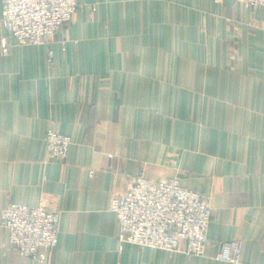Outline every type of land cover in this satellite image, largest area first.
Here are the masks:
<instances>
[{
	"label": "crops",
	"instance_id": "obj_1",
	"mask_svg": "<svg viewBox=\"0 0 264 264\" xmlns=\"http://www.w3.org/2000/svg\"><path fill=\"white\" fill-rule=\"evenodd\" d=\"M77 1L51 45L20 46L0 25V221L12 202L60 214L44 261L0 227V264H234L215 258L229 241L241 264H264V8ZM50 130L72 139L63 160H47ZM140 175L209 198L205 256L120 249L112 200Z\"/></svg>",
	"mask_w": 264,
	"mask_h": 264
},
{
	"label": "built area",
	"instance_id": "obj_2",
	"mask_svg": "<svg viewBox=\"0 0 264 264\" xmlns=\"http://www.w3.org/2000/svg\"><path fill=\"white\" fill-rule=\"evenodd\" d=\"M252 12L264 8V0H236ZM0 25L20 46L51 45L54 37L75 19L83 8L77 0H0ZM8 52L7 41L2 42ZM47 160L67 157L71 137L50 130L46 134ZM121 227L120 249L123 243L141 248L151 247L168 252L180 250L185 243L189 256H205L208 230L212 220L209 198L183 186L178 179L154 181L140 175L122 194L112 200ZM60 214L46 201L38 206L10 203L0 221L9 230L10 249L33 260L44 261L47 252L58 245ZM217 260L241 264L238 241L220 244Z\"/></svg>",
	"mask_w": 264,
	"mask_h": 264
},
{
	"label": "rangeland",
	"instance_id": "obj_3",
	"mask_svg": "<svg viewBox=\"0 0 264 264\" xmlns=\"http://www.w3.org/2000/svg\"><path fill=\"white\" fill-rule=\"evenodd\" d=\"M66 27H67V26H66ZM66 27H65V28H66ZM62 31H63V30H62ZM62 31H61V32H62ZM61 32H60V33H61ZM65 44H66V43H65ZM65 44H64V45H65ZM60 134H61V133H60ZM64 135H65V134H64Z\"/></svg>",
	"mask_w": 264,
	"mask_h": 264
}]
</instances>
